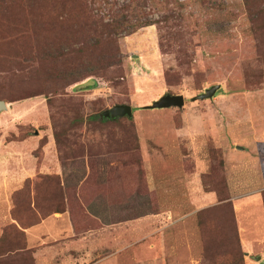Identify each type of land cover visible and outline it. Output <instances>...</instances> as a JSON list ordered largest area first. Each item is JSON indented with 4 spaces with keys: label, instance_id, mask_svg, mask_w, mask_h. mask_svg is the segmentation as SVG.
I'll use <instances>...</instances> for the list:
<instances>
[{
    "label": "rangeland",
    "instance_id": "obj_1",
    "mask_svg": "<svg viewBox=\"0 0 264 264\" xmlns=\"http://www.w3.org/2000/svg\"><path fill=\"white\" fill-rule=\"evenodd\" d=\"M166 93L184 107H146ZM0 95L1 186L16 174L0 198L3 246L20 225L13 194L43 176L36 200L52 216L69 210L81 242L62 263L49 240L53 264H264V11L251 16L244 0H0ZM122 103L132 117L100 118ZM233 189L262 201L237 210ZM144 215L155 220L137 231ZM27 246L32 258L0 264H41L42 245Z\"/></svg>",
    "mask_w": 264,
    "mask_h": 264
},
{
    "label": "crops",
    "instance_id": "obj_2",
    "mask_svg": "<svg viewBox=\"0 0 264 264\" xmlns=\"http://www.w3.org/2000/svg\"><path fill=\"white\" fill-rule=\"evenodd\" d=\"M238 152H241V151H238ZM234 154H236V153H234ZM54 159L55 158L51 157L52 167H57L56 166L57 161L55 162ZM45 163H46V161H45ZM46 168H47L46 165H44L42 167V172H48V170ZM15 175L12 176L9 174V176L7 177V183H6L5 188H3L1 186L2 183L0 184V198H4L5 193L8 196H9V194H11L13 187H15L12 185L16 184V181H15L16 176ZM261 180L264 181V177L261 179L257 178V180L255 181L256 184L259 183L258 181H261ZM252 186H254V185H252ZM240 190H241V188L239 189V191ZM255 191H257V192L254 193V190H253V191L248 193L250 196L249 195L247 196V194H244L245 197H243L242 196L243 193H236L233 189L232 200H233V203H234V206L236 207V209L238 210V208L240 207V204H242V202H245V203H248V202L253 203L254 202V203L258 204L260 201H262V192L258 189H256ZM240 192H242V191H240ZM204 196L206 197L205 199H207V200H214V199H216L217 195L215 192H205L204 191ZM9 206H10V201L8 203V207ZM155 215L157 216L158 214H154L153 216H155ZM146 216L144 215L143 217L138 218L142 221H139V220L137 221V224H140V226L137 228V231L139 229H140V231L143 230V228H141L142 227L141 224H145V223H143V222H146V221H144L145 218H150L149 220H155L154 217H146ZM147 222H150V221H147ZM74 231H75V227H74L73 222L71 220L69 210H66L63 213H59L58 217H57V215L56 216L49 215V216L43 218L39 223L25 229V232L27 234L28 244L31 248H36L37 244L42 245V246H40V249L36 252V253H38L40 251L41 264H53L52 257L54 258V254L51 251H50L51 254L46 252V246L48 245L47 242L49 240H51V241L57 240V242L60 241V243L58 245L64 246L63 247V253H64L63 256L61 255V258H60V256L58 257V259L59 258L62 259V260H59V261H62V263L66 262V257L68 255L72 254L73 251H75V252L81 251V247L79 245V244H81L80 240L78 241V239H73V236L75 235ZM131 231H132V228H131ZM243 231H245V230H243ZM252 235H254V234H252ZM63 236H64V239H62ZM263 238H264V236H263ZM258 240L260 241V238L256 239V241H258ZM241 241L243 244L246 242L251 243V241L253 243L256 242L254 240H248L245 238H242ZM64 244H66V245H64ZM84 244L87 245V244H89V242L86 243L84 241ZM72 257H73L72 260H74V261H72V263H77V264L82 263L83 260L81 258L84 259V257L81 256V254H78V256L72 255ZM54 264H57V263H54Z\"/></svg>",
    "mask_w": 264,
    "mask_h": 264
},
{
    "label": "trees",
    "instance_id": "obj_3",
    "mask_svg": "<svg viewBox=\"0 0 264 264\" xmlns=\"http://www.w3.org/2000/svg\"><path fill=\"white\" fill-rule=\"evenodd\" d=\"M244 4L246 8L248 9L251 16L257 13H262L264 11L262 7L258 10L259 5L262 4L261 0H244ZM256 6H257V9H255ZM137 22H140V21L138 20ZM149 24H152V21ZM72 73L74 72H71V74ZM71 74L67 72L64 74V78L66 80L65 82L69 84H72V82H74V77H72ZM0 97H3V96L0 95ZM124 117L129 118L128 116H124ZM100 118L103 121L120 119V118H113V117H110V118L102 117V113H101ZM55 138L59 142L60 140L59 136L56 135ZM42 177L38 176L35 181L29 180L28 185L24 186L22 190L15 192L12 196L13 207H12L11 213L12 215H14V219H16L20 223V225L12 224L10 227L9 226L6 227L5 231L3 232V234L6 235L4 237H9L10 239H12L13 242L9 243V245L3 246L4 245L2 243L3 237L0 238V262L3 259H6V258L9 259V257H14V259H19V258L29 259L30 257L32 258L33 256H28V254L31 252L30 251L31 249L28 248L27 246L25 229L39 223L43 218L49 216L51 213L58 211V210L44 211L45 209L43 206H46V205H42L36 200L38 190L40 188L39 183L41 179H43ZM209 191L212 192V190H209ZM31 194H34V200L31 197L32 196ZM26 196H27V202L24 200ZM36 211H38L42 215V219ZM240 264H244V261L243 263H240Z\"/></svg>",
    "mask_w": 264,
    "mask_h": 264
},
{
    "label": "water",
    "instance_id": "obj_4",
    "mask_svg": "<svg viewBox=\"0 0 264 264\" xmlns=\"http://www.w3.org/2000/svg\"><path fill=\"white\" fill-rule=\"evenodd\" d=\"M221 88V84L212 85L207 88L205 92L193 97L194 100H205L211 99L216 95V92ZM186 103V98L183 94H172L166 93L162 95L159 99L153 101L152 104L147 105V108H170V107H184ZM8 109V103L4 99H0V113ZM132 117L133 107L130 104L122 103L116 104L113 107L102 112V117L106 118H119V117ZM240 148H243L239 146ZM260 259V257H257Z\"/></svg>",
    "mask_w": 264,
    "mask_h": 264
}]
</instances>
